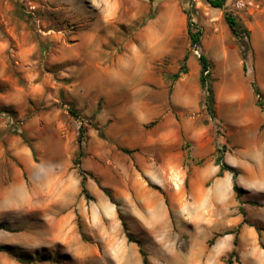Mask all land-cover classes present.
Masks as SVG:
<instances>
[{
  "label": "rangeland",
  "instance_id": "obj_1",
  "mask_svg": "<svg viewBox=\"0 0 264 264\" xmlns=\"http://www.w3.org/2000/svg\"><path fill=\"white\" fill-rule=\"evenodd\" d=\"M234 1L224 10H231ZM94 3L121 4L123 11L117 17L122 20L137 11L138 25L154 17L158 8L160 19L167 16L168 11L163 13L162 8L169 5L187 15L194 9V2L186 4L185 0H0V122L3 131L11 125L0 140V224L4 226L0 229V246L10 250L0 251V264H116L115 259L120 257L130 260V244H138L127 239L118 210L128 231L142 246L154 245L148 235L140 232L145 228L135 224L133 218L134 212L141 209L137 195L144 192L137 184L142 177L129 141L136 132L135 113L147 90L141 82L143 56H135L131 48L144 53L149 44L147 38L159 37L161 23L152 34L146 31L138 41H131L127 52H122L124 43L106 44V60L96 66L89 67L82 58H76L89 49L86 38L69 48V54L75 57L73 61L57 64L51 58L53 47L56 43L72 42L80 35L90 21L82 10ZM244 12L245 8L239 14ZM239 14L235 13L240 19ZM218 23L217 32L204 22L203 29L195 23L202 31L204 51L189 44L187 59L170 60V82L176 81L173 75L185 68L192 84L190 98H196L193 84L200 91L197 108L189 112L194 107L192 100L182 106L189 121L186 132L212 138L214 150L212 156L201 161L187 155L181 173L185 180V206L194 195L188 181L196 169L213 156H225L227 132L234 138L245 131L234 119L241 117L256 93L255 76L264 89V35L260 28L256 27L251 34L254 76L245 74L240 67L239 47L225 20ZM135 29L123 27V37L131 39ZM215 35L224 38L226 60L221 42L213 39ZM176 38L180 45L183 39L190 43L188 35L179 34ZM251 44L248 42L250 48ZM200 53L212 62L215 79L211 76L210 83L224 97L218 105L221 115L215 97V117L205 108L206 93L199 84L196 64ZM189 58L196 59V63ZM103 88H111L116 95L120 93V99L107 104L89 96ZM233 90L243 94L245 100L228 103L226 97ZM255 103L264 111V95L257 94ZM81 126L82 155L78 146ZM255 130L248 129L252 133ZM22 148L31 166L21 164L11 154ZM184 149H192L190 141H186ZM209 244H214V240H209ZM17 257L33 262L22 263Z\"/></svg>",
  "mask_w": 264,
  "mask_h": 264
},
{
  "label": "crops",
  "instance_id": "obj_2",
  "mask_svg": "<svg viewBox=\"0 0 264 264\" xmlns=\"http://www.w3.org/2000/svg\"><path fill=\"white\" fill-rule=\"evenodd\" d=\"M185 1L186 4L194 2L195 15L192 21L199 23L202 29L204 22L217 32L218 22L224 19V9L231 0L226 1L223 9L210 6L205 0ZM236 1L244 4L242 9L234 8ZM167 7L162 8L163 13L168 11L166 17L159 18L161 8H158L154 17L138 25L140 14L137 11L131 13L130 18L122 20L117 17L123 11L121 4L94 3L82 10L84 16L90 17L87 27L72 42L56 43L51 58L59 65L73 61L75 57L69 54V48L78 46L86 38L90 47L86 54L76 58H82L89 67L96 66L101 60H106V44L124 43L122 52H127L131 41H138L140 34L146 31L152 34L154 27L161 23L159 37L150 35L147 38L149 44L144 53L140 49L131 48L135 56H143L144 73L141 82L147 90L138 113H135L136 132L129 141L133 151L131 155L142 177L137 180V184L144 192V195H137L141 209L134 212L133 218L135 224L145 228L140 232L148 235L152 245L154 244L140 245L146 252L149 264H226L228 258L231 264H264V129H261L264 111L255 103L256 93L246 107L248 111L245 110L241 117L234 119L241 123L240 128L245 131L235 134L234 138L227 132L228 150L222 161L228 167L219 175L221 165L216 161L217 156H213L210 161L197 168L188 181L194 193L191 195L192 200L187 201L186 206L182 205L185 202L182 190L185 180L181 173L187 155L201 161L212 156L214 150L212 138L203 133L190 136L186 132L189 121L185 118L182 106L192 100L194 107L189 112L197 108L200 91L196 83L193 84L196 98H190L189 86L192 84L186 72L181 73L173 83L170 82V60L187 59L186 51L190 43L183 39L180 45L176 38L179 34L188 35L187 13L177 9L175 5ZM244 8L245 12L239 14ZM231 10L239 14L240 21L249 30L250 44L251 34L256 27L264 35V0H235ZM261 17L263 19L260 20ZM123 27L136 28L131 39L123 37ZM213 39L221 42L226 60L228 50L223 44L224 38L215 35ZM201 49L204 51L202 36ZM238 57L243 69L239 53ZM253 57L251 44L244 72L255 76ZM207 59L210 61L208 57ZM189 61L196 63L197 60L189 58ZM196 66L200 73L199 63ZM210 75L214 77L213 68ZM253 82L258 93L264 95L262 84L256 76ZM214 93L217 111L221 115L218 105L224 97L215 89ZM85 94L88 98L91 96L103 99L107 104L120 99V93L116 95L111 88H103L93 96ZM226 98L231 105L235 101L245 100V96L237 90L231 91ZM253 102L256 105L253 106ZM257 112L259 118L256 116ZM250 127L256 130L249 132ZM2 131L3 123L0 122V133ZM187 140L192 146L188 152L184 149ZM11 154L21 164L31 166L23 148ZM234 183L241 189L239 194L233 189ZM180 238L182 241L178 242ZM209 240H214V244H209ZM130 246V260L120 257L115 259L116 264H143L139 246ZM232 252L234 254L230 256Z\"/></svg>",
  "mask_w": 264,
  "mask_h": 264
},
{
  "label": "trees",
  "instance_id": "obj_3",
  "mask_svg": "<svg viewBox=\"0 0 264 264\" xmlns=\"http://www.w3.org/2000/svg\"><path fill=\"white\" fill-rule=\"evenodd\" d=\"M210 6L215 7V8H220L223 9L225 6V3L227 0H205ZM195 15V10H192V13L188 15V20H187V34L190 40V45L195 48L196 50L201 48V36H202V31L196 27V24L194 21H192V17ZM224 20L226 24L228 25L231 33L235 37L240 55L243 61V70H246V65H245V60L248 56V54L251 52V48L248 45L249 42V30L243 25V23L240 21L238 17H236L235 13L233 10H225L223 13ZM186 59V57H185ZM198 63L200 65V73H199V84L201 89L206 93V96L204 98V105L211 117H215L216 111H215V93L214 89L211 85V75H210V68L212 67L211 62L207 59L206 55L204 53H200L198 56ZM208 72L206 73V71ZM185 68H181L177 73L173 75V77L176 79L180 76L181 73H185ZM255 88V87H254ZM256 94H259L258 91L255 88ZM72 115H75L74 110L69 111ZM80 134L78 137V146H79V154L82 155V145H83V137H84V128L83 126L80 127L79 129ZM128 151V150H124ZM217 163L221 165V171L219 172V175L222 174V170L227 168L228 166L222 161L221 157H217L216 159ZM82 190L85 192V187L83 185V182L81 183ZM156 188V187H155ZM233 189L237 194L241 192V189L234 183ZM107 195L109 196L110 200L114 202V199L110 192L106 190ZM119 218L122 222V227L124 230V233L127 237V239L130 242H135L139 246V251L142 255L143 259V264H149L146 252L144 249L141 247L140 243L138 240L134 238V236L128 231L127 224L123 219V216L121 215L120 211L118 210ZM4 226L0 224V229L3 228ZM0 251H5V252H10L9 247L7 246H0ZM234 254V252L231 253V255ZM17 259L22 262V263H32L33 260L28 259L24 260L21 257H17ZM231 260L228 258L226 264H231Z\"/></svg>",
  "mask_w": 264,
  "mask_h": 264
},
{
  "label": "water",
  "instance_id": "obj_4",
  "mask_svg": "<svg viewBox=\"0 0 264 264\" xmlns=\"http://www.w3.org/2000/svg\"><path fill=\"white\" fill-rule=\"evenodd\" d=\"M0 116H3L2 114H0ZM8 118H11L9 115H7ZM11 129V125L9 124L8 127L0 134V140L9 132V130Z\"/></svg>",
  "mask_w": 264,
  "mask_h": 264
},
{
  "label": "built area",
  "instance_id": "obj_5",
  "mask_svg": "<svg viewBox=\"0 0 264 264\" xmlns=\"http://www.w3.org/2000/svg\"><path fill=\"white\" fill-rule=\"evenodd\" d=\"M244 6V4L241 1H236L234 4V8L235 9H242ZM208 72V70L206 71V73Z\"/></svg>",
  "mask_w": 264,
  "mask_h": 264
}]
</instances>
